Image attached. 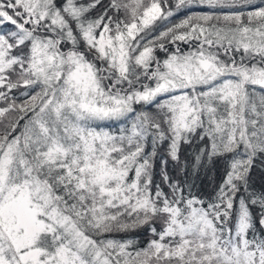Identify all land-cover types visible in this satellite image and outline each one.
I'll return each mask as SVG.
<instances>
[{"label": "snow or ice", "instance_id": "obj_1", "mask_svg": "<svg viewBox=\"0 0 264 264\" xmlns=\"http://www.w3.org/2000/svg\"><path fill=\"white\" fill-rule=\"evenodd\" d=\"M0 264H264V0H0Z\"/></svg>", "mask_w": 264, "mask_h": 264}]
</instances>
